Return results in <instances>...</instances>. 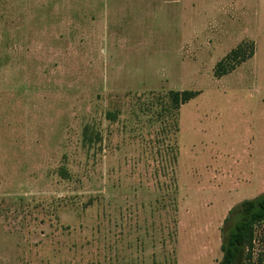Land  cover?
Here are the masks:
<instances>
[{
    "label": "rangeland",
    "instance_id": "1",
    "mask_svg": "<svg viewBox=\"0 0 264 264\" xmlns=\"http://www.w3.org/2000/svg\"><path fill=\"white\" fill-rule=\"evenodd\" d=\"M263 193L264 0H0V264H221Z\"/></svg>",
    "mask_w": 264,
    "mask_h": 264
},
{
    "label": "trees",
    "instance_id": "2",
    "mask_svg": "<svg viewBox=\"0 0 264 264\" xmlns=\"http://www.w3.org/2000/svg\"><path fill=\"white\" fill-rule=\"evenodd\" d=\"M255 51L252 48L249 52L245 47L239 45L222 59L216 67V75L222 77L233 70L236 66L246 62L253 57ZM200 95L195 90H171L168 93V101L162 107L164 112L172 113L192 99ZM115 116L114 113H108ZM62 176L67 177L68 173L63 168ZM264 222V193L256 198L247 199L230 210L222 228L223 259L221 264H239V258L245 253V264H253V250L255 242L256 226Z\"/></svg>",
    "mask_w": 264,
    "mask_h": 264
}]
</instances>
